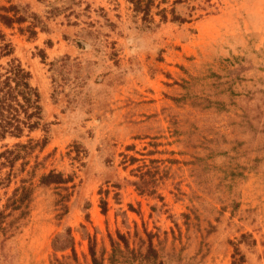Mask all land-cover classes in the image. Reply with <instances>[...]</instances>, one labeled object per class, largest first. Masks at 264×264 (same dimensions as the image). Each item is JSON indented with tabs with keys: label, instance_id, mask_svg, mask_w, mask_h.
Masks as SVG:
<instances>
[{
	"label": "rangeland",
	"instance_id": "1",
	"mask_svg": "<svg viewBox=\"0 0 264 264\" xmlns=\"http://www.w3.org/2000/svg\"><path fill=\"white\" fill-rule=\"evenodd\" d=\"M148 1L0 0L47 124L0 143L36 144L0 167L1 209L31 185L0 264H264V0Z\"/></svg>",
	"mask_w": 264,
	"mask_h": 264
},
{
	"label": "trees",
	"instance_id": "2",
	"mask_svg": "<svg viewBox=\"0 0 264 264\" xmlns=\"http://www.w3.org/2000/svg\"><path fill=\"white\" fill-rule=\"evenodd\" d=\"M134 11L142 14V20L146 21L149 18L150 1L145 0H129ZM20 11L16 6L1 7L0 8V25L6 29L12 28L14 24H21L25 22V18L19 15ZM163 19L165 16H162ZM36 20L37 16H33ZM34 25V24H33ZM35 26L29 28V33L35 35L33 30ZM13 47L10 42L5 38V35L0 31V60L10 58L5 65H0V143L8 138L20 139L26 134H30L33 131L41 127H46L47 124H43V108L41 105V98L38 90L31 83V74L27 71L19 61L12 59ZM42 58V56H41ZM43 59V58H42ZM45 142V141H44ZM33 141L29 140L26 144H16L12 149H6L0 153L1 166L13 167V164L22 155L23 152L32 150L34 146ZM10 175H7L6 180L9 182ZM0 180V181H4ZM71 182L70 178H64L60 173L49 172L43 175L40 179L42 186H55V189L68 192L69 188L67 184ZM1 183V182H0ZM22 186L15 189L12 196L7 200V203L0 208V235L7 234L8 229L6 227V219L9 216L6 214L7 210L19 211L24 207L30 196L31 185H24V181H21ZM68 194L61 196L59 203L62 207V212H66V206L64 204L65 199L68 198ZM64 199V202H63ZM104 204L102 205V211L104 212ZM23 214V212H21ZM65 214V213H63ZM123 240L122 236H119V240ZM113 252L116 247L114 243H111ZM153 255H156L155 251L150 248ZM90 256L92 264H98L94 250L90 248ZM235 261V260H234ZM236 263V262H235ZM238 264H243V257L240 256L237 261Z\"/></svg>",
	"mask_w": 264,
	"mask_h": 264
}]
</instances>
